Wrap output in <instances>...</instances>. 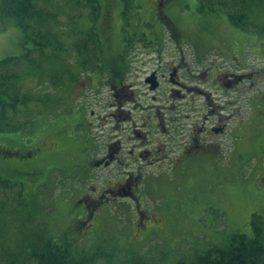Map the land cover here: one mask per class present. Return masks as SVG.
Wrapping results in <instances>:
<instances>
[{
  "label": "rangeland",
  "instance_id": "obj_1",
  "mask_svg": "<svg viewBox=\"0 0 264 264\" xmlns=\"http://www.w3.org/2000/svg\"><path fill=\"white\" fill-rule=\"evenodd\" d=\"M97 1L101 6L99 20H89L87 6L82 11L72 8L68 11L75 15V19L77 17L79 31H91L95 22L94 27L101 35L106 52L120 53L124 48V36L129 37V43L125 45L127 58L133 61L132 81H143L145 74L155 67L150 59H146L142 45L148 43L147 36L152 34L157 43L161 39L163 42L164 29V40L171 48L180 47L189 62L198 56L203 59V67L215 60L223 61L226 67L232 68L234 63L230 58L252 65L253 70L259 73L254 90L262 89L263 93L260 79L264 76V36L233 25L226 14L199 12L198 0H171L168 3L171 8L169 13L167 11V20L160 17L157 0H128L129 8L125 9L124 15L120 0ZM63 4L66 9V0L62 1ZM81 12L88 16L78 17ZM59 17L65 28L72 26L67 16L61 14ZM127 17L128 27L125 29ZM0 27V60L22 55L25 51L23 29L17 26L15 19L10 18L0 20ZM179 55L182 57L181 53ZM107 59H111V56ZM142 62H145L143 67H135ZM113 64L121 66L119 61ZM80 88L79 83L72 91L68 88L60 115L35 131L0 133V179L24 186L17 184L9 193L15 212L10 216L5 215V221L13 223L15 219H30L56 238L66 236L71 240L76 239L82 248L90 243L113 248L124 258L136 256L143 264H159L164 260L168 264H176L180 260L190 261L196 253L213 245L225 246L234 234H253L252 222L255 217H261L264 222V120L259 117L260 114L257 115V108L245 106L243 100L235 106L242 105V111L230 124L231 129L229 125L230 131L221 151L215 148V156L219 154L217 159L221 166L215 165L220 167L221 173L215 172V165L205 166L201 163L184 171V160H178L175 164L168 162L150 166L145 161L134 162L126 166L124 171L143 166L141 170L143 180H146V194L143 191L144 196L138 201H141L142 209L152 213V220L138 224V212L134 205L119 203L115 207L110 203L109 207L99 211L101 214L94 226L81 231L78 222L85 221L82 196L90 185L103 191L107 181L104 168L97 167L92 173L94 166L87 167L89 164L81 161V157L90 160L92 151L85 149L86 142L82 146L74 138L84 141L86 132V136L91 139L88 147L92 146V139L97 136L96 141L108 139L111 142L112 124H107L103 132L98 129L107 123L104 122L106 117L103 120L102 117L107 115L103 105L108 100L103 95L95 98L91 89ZM139 90L143 91L144 88L140 86ZM256 93L260 94L257 97L262 95L258 90ZM140 101L145 106L148 104V100L143 98ZM81 102L85 111L81 117L78 112L67 109ZM230 112L235 113L236 109L225 113ZM64 115H69V119L63 126L60 119ZM139 115L144 114L136 112L134 121L141 127ZM196 115L195 112L188 114L189 125ZM119 119L124 128L120 139L125 142L126 151H129L136 145L128 140L130 124ZM77 122L79 126H74ZM119 123H114V126ZM39 147L41 151L33 157L20 155L22 151L31 152ZM2 149H8L13 154ZM93 153L96 154L95 151ZM124 171L115 162L108 168V176L116 181L120 174L124 175ZM78 173L81 175L79 178ZM20 188L25 189L24 197H28L31 202H25L23 209L16 208L20 207L22 198ZM27 205L30 206L26 209Z\"/></svg>",
  "mask_w": 264,
  "mask_h": 264
},
{
  "label": "trees",
  "instance_id": "obj_2",
  "mask_svg": "<svg viewBox=\"0 0 264 264\" xmlns=\"http://www.w3.org/2000/svg\"><path fill=\"white\" fill-rule=\"evenodd\" d=\"M62 1H0V20L15 19L25 32L24 53L0 60V133L33 132L60 115L68 88L72 91L77 83L83 85L90 77L99 79L100 69L122 70L123 55L109 53L108 60L99 32L96 29L79 31L75 15L68 11L70 8L82 11L87 6L89 18L95 21L101 13L99 2L66 0L64 9ZM123 1L128 7V0ZM197 9L203 13L226 14L233 25L264 36V0H198ZM61 14L68 17L70 28L63 26ZM81 15L88 16L81 12L78 17ZM125 39L128 44L127 35ZM114 61H119L121 66L113 64ZM91 67L94 73L86 74ZM17 184L23 186L0 179V264H143L136 256L124 258L113 248L91 243L82 248L76 239L56 238L30 219L5 221V215L15 212L9 193ZM23 190H19L22 198L17 209H23L25 202L31 203L28 197L25 199ZM99 211L94 207V215L92 211L87 212L92 223L99 218ZM252 230L251 235L234 234L225 246L213 245L196 253L190 261L180 260L176 264H264L261 217L254 218ZM159 264L168 263L164 260Z\"/></svg>",
  "mask_w": 264,
  "mask_h": 264
},
{
  "label": "flooded vegetation",
  "instance_id": "obj_3",
  "mask_svg": "<svg viewBox=\"0 0 264 264\" xmlns=\"http://www.w3.org/2000/svg\"><path fill=\"white\" fill-rule=\"evenodd\" d=\"M169 2L171 0H157V11L167 20H169L168 13L171 8V5H168ZM160 3H162L161 10ZM154 38L156 37L153 34L150 37L147 36L148 43L142 45L143 51L146 52L144 54L147 56L146 59H150V62L155 64V67L145 74L143 81L131 80L133 61L127 58L126 52H123L122 70L115 71L110 67L100 69L99 74L97 73V75L102 74L99 79L97 76L93 80L90 77L86 83L81 84L80 89H91L95 93V98L101 95L107 98L108 101L103 105V108L107 109V115L102 117V120L106 117L104 122L107 123L100 125L98 129L103 132L107 124H112V127L111 142L108 139L96 141L97 136L94 140L92 139V146L88 147L87 144L91 143V139L86 136L85 130L83 142L81 139L74 138L81 142L82 146L86 142L85 149L92 151L90 160L81 157V161H86L85 163L89 164L87 167L94 166L92 173L97 170V167L104 168L107 181L103 191L90 185L86 194L82 196L85 221H82L83 226L80 229L93 225L92 217L87 214L88 211L93 212L94 207L97 210H103L109 207L110 203L115 205L122 201L136 207L138 224L152 220V213L150 214L148 209H142L141 201H138L146 187V180H143L141 170L143 166L124 171L126 166L139 161H145L148 166L168 162L175 164L178 160H184V171L190 166V169H193L196 163L205 166L210 164L221 166L220 160L217 159L219 154L215 156L217 154L215 148L221 151L222 145L225 144L223 141L227 140V134L230 131L229 125L235 122L237 112H241V106L235 107L236 104L246 101L245 106L257 108V115L260 114L259 117L264 120L262 117L264 116V92L260 98L255 96L257 89L254 90V87L259 73L253 70L252 65L242 60L241 62L235 60L232 61L234 63L232 68L218 62H209L203 67L201 57L195 56L194 60L189 62L180 47H176V50L168 43H163L162 39L160 43H157ZM124 48L127 49V46L124 45ZM144 64L145 62H142L135 67L141 68ZM260 82L264 84V76ZM140 86L144 88L143 91L139 90ZM105 89L107 91L104 92ZM141 98L148 100L146 106L141 103ZM80 106H82L81 110ZM234 108L235 113H225ZM180 109H182L181 112ZM138 111L144 114L139 115L141 127H138V122L134 121V114ZM74 112H78L79 117L81 114L84 115L82 102L78 103V109ZM194 112L197 115L189 125L188 114ZM92 114L94 115L95 112L92 111ZM119 118L130 124L128 140L136 145L129 151H126L125 142L120 139V133L124 128L119 123ZM68 119L69 115H64L60 119V124L64 126ZM78 119L81 121L80 118ZM114 123L119 125L114 126ZM79 124L77 122L74 126ZM148 128L150 130L146 131ZM181 142H184L183 146ZM180 150L181 153H179ZM115 162L124 171V175L120 174L116 181L112 180L110 175L108 176V168ZM219 166L214 167L216 173L222 172ZM80 176L78 173L77 177ZM95 196L97 198H93Z\"/></svg>",
  "mask_w": 264,
  "mask_h": 264
}]
</instances>
